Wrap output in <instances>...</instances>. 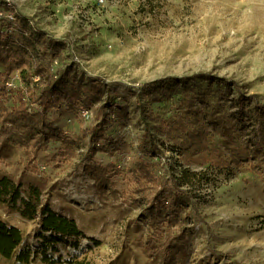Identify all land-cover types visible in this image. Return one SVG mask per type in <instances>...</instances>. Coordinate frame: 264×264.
<instances>
[{"label": "rangeland", "instance_id": "1", "mask_svg": "<svg viewBox=\"0 0 264 264\" xmlns=\"http://www.w3.org/2000/svg\"><path fill=\"white\" fill-rule=\"evenodd\" d=\"M6 1L28 19L17 37L30 29L39 31L24 41L23 56L33 67L75 66L87 76L117 83L89 111L62 121L69 144L51 140L38 145L35 137L43 132L32 126L0 134V181L8 177L20 189V194L0 197V220L22 231L19 249L33 252L29 264H52L42 255L57 260L54 264H264V165L227 159L229 151L219 144L215 121L227 123L228 116L215 120V112H207L195 99L199 92L212 96L217 87L226 93L216 80L225 78L245 96L256 95L264 103V0ZM44 38L59 42L57 53L43 48ZM197 73L213 79L183 84L195 117L182 115L184 107L177 100L153 102L130 88ZM8 81L13 88L19 86L18 74ZM109 92L123 107L107 127L103 151L92 157L89 132ZM232 95L237 96L234 89L229 99ZM140 104L151 112L147 121L140 119ZM227 113L228 108L220 115ZM57 117L53 112L49 119ZM146 124L158 145L154 173L163 181L173 173L193 192L210 237L199 231L195 218L186 217L180 223L184 237L174 249L161 250L150 238L155 227L148 208L156 189L141 182L139 186L136 177L137 148ZM246 132L234 135L241 146ZM172 136L181 142H171ZM224 159L232 162L216 164ZM38 195V211L29 219L22 212L25 202H34ZM47 206L75 221L83 236L60 238L57 246L44 242L41 221ZM0 264L22 263L0 255Z\"/></svg>", "mask_w": 264, "mask_h": 264}, {"label": "trees", "instance_id": "2", "mask_svg": "<svg viewBox=\"0 0 264 264\" xmlns=\"http://www.w3.org/2000/svg\"><path fill=\"white\" fill-rule=\"evenodd\" d=\"M14 9V5L10 2L0 0V134H7L19 126H32L43 132L42 136L35 137L38 145H45L51 140L63 145L69 144L70 140L64 131L62 121L66 117L70 120L84 111H89L93 105L102 100L104 90L117 83L109 84L99 77L87 76L84 71L78 70L75 66L54 70L50 64L37 63L33 67L23 56V53L26 52L24 41L34 37V33L39 35V31L30 29L31 31L26 32V35L18 34L19 37H17L18 31L25 32L28 19L19 16ZM42 43L43 48L50 50L51 53H57L61 47L58 41L50 38H44ZM14 73H17L19 77V86L15 88L8 85L10 84L8 79ZM212 79L213 77L209 73H197L190 78L169 76L130 88L136 89L138 96L143 93L153 102L175 104L177 100L176 103L180 104V107L181 104L184 107L182 115L192 114L195 117L197 112H194V115L193 105L187 98L189 91L183 87V84L190 86L192 82H206ZM216 80L223 84L222 87L226 88V93L223 88L217 87L212 96H208L205 92H199L196 93L195 99L203 104V108L207 112H215V120H220V116L225 119L228 116L227 123L226 121H223L224 123L215 121L217 135L222 139L219 144L221 147L225 146L226 153L229 151L227 159L232 158L233 163L237 164L241 159L248 160V162L258 160L264 165V103L260 102L256 95L245 96L239 86L231 80L225 78H216ZM233 89L237 92V96L232 95L229 99V94ZM210 98H213L215 103L212 100L210 102ZM107 106L109 110H107ZM122 107L119 98L109 92L105 103L98 110V123L89 132L90 156L93 157L97 152L103 151L105 145L102 144V141L106 139L107 127L114 124L113 120L116 119L115 117ZM226 108L229 113L220 115ZM140 109V119L147 121L151 112L141 104ZM53 112L57 113L58 117L50 120L49 117ZM228 123L230 127L227 126ZM246 130L247 140H245L244 146H241L237 143V138H234V135ZM179 138L181 139V137ZM175 139L176 137L172 136L169 140L172 142ZM180 139H178L179 142H181ZM170 144L169 146H171ZM137 149L139 154L136 164L137 183L149 184L156 189L154 198L149 201L148 208L152 224L155 227L150 238L163 246L161 250L174 249L176 243L184 237L180 223H183L186 217L195 218L199 231L210 237L209 227L200 216L193 192L184 189L180 179L173 173L167 179L168 181H163L154 173L156 160L154 152L157 151L158 145L155 135L147 124ZM179 149L182 150V148ZM227 159H224L225 161L221 164L219 162L216 164L224 165L232 162ZM12 191L20 194V189L13 186L8 177L2 178L0 197L8 195ZM19 196L15 197V203ZM25 204L23 215L29 219L34 218L39 207V195L35 197L34 202L30 200ZM42 211L40 237L44 242H48L51 246H57L60 238L69 239L83 236L75 221L57 214L48 206L43 207ZM162 226L163 228H161ZM175 226L180 227L178 232L174 231ZM45 233H50L51 237H45ZM23 242L24 236L19 228L0 220V255L2 257L8 260L15 259L22 264L31 263L33 252L28 248L19 249ZM74 247L78 249L79 244L75 243ZM42 259L52 264L58 262L49 258L48 255H42ZM78 264L91 263L81 261Z\"/></svg>", "mask_w": 264, "mask_h": 264}, {"label": "built area", "instance_id": "3", "mask_svg": "<svg viewBox=\"0 0 264 264\" xmlns=\"http://www.w3.org/2000/svg\"><path fill=\"white\" fill-rule=\"evenodd\" d=\"M104 1L103 0H100V3H103Z\"/></svg>", "mask_w": 264, "mask_h": 264}]
</instances>
